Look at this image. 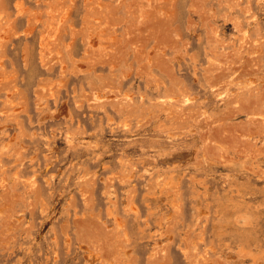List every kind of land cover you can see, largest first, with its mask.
<instances>
[{
    "label": "rangeland",
    "instance_id": "obj_1",
    "mask_svg": "<svg viewBox=\"0 0 264 264\" xmlns=\"http://www.w3.org/2000/svg\"><path fill=\"white\" fill-rule=\"evenodd\" d=\"M260 94L264 0H0V264H264Z\"/></svg>",
    "mask_w": 264,
    "mask_h": 264
},
{
    "label": "bare ground",
    "instance_id": "obj_2",
    "mask_svg": "<svg viewBox=\"0 0 264 264\" xmlns=\"http://www.w3.org/2000/svg\"><path fill=\"white\" fill-rule=\"evenodd\" d=\"M261 104H264V94H260V95H257L256 98H254L253 100H250V105H261ZM253 114H251L254 118L256 116V111L254 112L253 110L251 111ZM250 129L246 130L245 132H249Z\"/></svg>",
    "mask_w": 264,
    "mask_h": 264
}]
</instances>
